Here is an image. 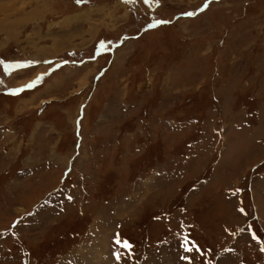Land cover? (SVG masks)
Instances as JSON below:
<instances>
[{
	"label": "rangeland",
	"instance_id": "374dc122",
	"mask_svg": "<svg viewBox=\"0 0 264 264\" xmlns=\"http://www.w3.org/2000/svg\"><path fill=\"white\" fill-rule=\"evenodd\" d=\"M0 264H264V0H0Z\"/></svg>",
	"mask_w": 264,
	"mask_h": 264
},
{
	"label": "snow or ice",
	"instance_id": "6c2138e0",
	"mask_svg": "<svg viewBox=\"0 0 264 264\" xmlns=\"http://www.w3.org/2000/svg\"><path fill=\"white\" fill-rule=\"evenodd\" d=\"M188 15H193V13H188ZM160 23H164V22H160ZM117 243H120V241H117ZM125 246H128V245H125ZM130 247V246H128ZM188 251H191V249H187ZM119 259V257H117Z\"/></svg>",
	"mask_w": 264,
	"mask_h": 264
}]
</instances>
